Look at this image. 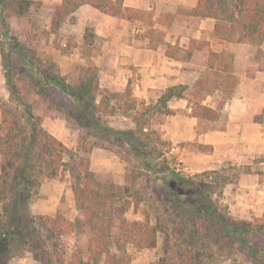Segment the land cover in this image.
<instances>
[{
  "label": "trees",
  "instance_id": "16d2710c",
  "mask_svg": "<svg viewBox=\"0 0 264 264\" xmlns=\"http://www.w3.org/2000/svg\"><path fill=\"white\" fill-rule=\"evenodd\" d=\"M91 8L112 17L136 22L142 32L134 36L147 40L155 50L165 47L168 59L198 68L200 76L189 87L170 86L159 93L156 103L137 100L128 85L122 93L103 90L98 82V69L90 61L79 69L76 82L66 83L59 75L41 67L40 61L12 33L6 13L16 17L29 14L31 0H0V70L7 99L0 98V264L31 255L40 264H63L58 240L71 233L86 230V260L78 257L75 264H130L129 246L135 251L156 248L162 236L160 254L155 264H219L220 260L243 258L248 264H264V238L255 235L264 230V217L250 221L236 220L222 212L213 199L229 182L218 171L202 172L192 177L169 171L167 160L157 149L141 139L156 135L145 129L144 116L172 115L171 99H183L190 108V117L215 122L226 99L238 83L232 56L212 49L209 40L194 38L200 22L214 21L211 36L227 43L256 44L264 40V0H197L193 8L179 7L174 14L162 13L157 19L145 11L126 8L123 0H61L50 22L55 32L60 24L79 7ZM137 29V27H136ZM84 31V46L93 44L94 35ZM166 33L176 36L174 44L165 41ZM1 38L5 40L2 43ZM89 39V40H88ZM7 45L4 55L3 45ZM17 52L18 55H12ZM88 48L84 56L89 58ZM23 68L19 71L17 63ZM264 72V65L247 68L246 77ZM40 98L49 100L47 86H53L70 99L66 117L79 130L76 149L67 147L42 126L33 106L22 95L19 83ZM204 92L193 103V93ZM220 91L223 99L215 108L204 105L205 97ZM120 112L131 119L133 129H116L108 118ZM264 107L254 117L261 123ZM156 140L162 146L170 145ZM103 148L123 154L124 183L119 185L109 174H96L90 169L88 154ZM139 170L153 174L169 171L172 179L161 177L158 201L164 204V217L142 215L141 220L128 222L125 214L140 208L141 197L134 189ZM67 172L76 211L82 216L70 220L63 215H33L29 203L38 194L41 179H54ZM147 177L148 179V175ZM175 184V187L171 185ZM152 218V219H151ZM254 236V241L251 237ZM239 256V257H237Z\"/></svg>",
  "mask_w": 264,
  "mask_h": 264
},
{
  "label": "crops",
  "instance_id": "0c3cea01",
  "mask_svg": "<svg viewBox=\"0 0 264 264\" xmlns=\"http://www.w3.org/2000/svg\"><path fill=\"white\" fill-rule=\"evenodd\" d=\"M196 4L197 0H123L124 7L150 13L154 20L162 13L174 14L179 7L193 8ZM71 18L79 34L77 37L66 31V34L74 37V42L78 45L72 48L73 52L66 55V83L70 85L76 82L80 67L90 61L98 69V82L103 90L122 93L129 83L132 95L137 100L154 104L159 93L166 88L176 85L191 87L198 78V68L168 59L164 46L153 50L147 46V40L134 36L135 33L142 32L136 22L103 14L88 5L79 7L69 16L68 21ZM213 25L212 19L202 20L193 36L209 40L212 49L217 52L229 53L238 76L236 87L225 101L218 120L214 122L220 127L208 132H196L198 121L190 117L187 101L171 99L167 106L174 114H156L160 116V121L154 130L162 141L169 142L171 146L192 142L196 143L197 148L202 146L209 149V163L206 164L210 166L206 170L216 171L224 164L238 168L237 178L222 188L221 199L232 216L252 220L255 217H264V116L261 123L254 122V117L264 107V72H256L253 78H248L245 71L261 65L262 58L255 55L258 47L253 44L227 43L212 37ZM85 29H92L94 35L89 58L79 55ZM210 40L219 45V49ZM165 41L174 44L176 36L166 33ZM7 96L0 70V98L6 100ZM208 100L209 96L202 104L209 105L206 104ZM209 106L215 108L216 104L213 102ZM38 116L42 119V126L46 125L48 118L40 114ZM108 119L110 125L116 129L135 127L131 119L120 112ZM68 123L75 139H78L79 130L72 123ZM147 128L149 127L144 130ZM48 132L58 138L56 131L48 129ZM73 144H70V148ZM106 152L109 150L94 148L87 155L90 169L96 174H109L115 183L122 185L125 166L115 163L113 169H106L104 166L107 162L102 161L99 165L94 163V160L98 162L99 158H106Z\"/></svg>",
  "mask_w": 264,
  "mask_h": 264
},
{
  "label": "rangeland",
  "instance_id": "374dc122",
  "mask_svg": "<svg viewBox=\"0 0 264 264\" xmlns=\"http://www.w3.org/2000/svg\"><path fill=\"white\" fill-rule=\"evenodd\" d=\"M32 9L29 14L23 17H16L11 13H6L7 22L9 23L14 37L27 49H29L36 59L40 61V65L43 69L49 70L51 73L61 76L66 81V55L73 52L74 46H78L74 42V37L67 32H71L73 35L78 37L79 30L74 27L73 18L65 19L59 26L58 30L52 32L50 30L51 18L54 14L56 7L61 3V0H31ZM92 33V29H88ZM85 31V30H84ZM89 32V33H90ZM89 40V39H88ZM212 45L219 49V45H215L213 40H210ZM2 43L5 40L1 38ZM258 48L255 50V55H259L261 59V64L264 65V44L258 42L253 44ZM92 46V45H91ZM91 46H84V41L82 47L80 48L79 55H83L86 50L90 49V55L92 52ZM261 46V48L259 47ZM4 55H7V45H3ZM230 55L229 53H226ZM12 55H18L15 51ZM86 57V56H85ZM14 61L17 63V58L14 56ZM87 58V57H86ZM86 62L82 65L84 66ZM81 66V67H82ZM80 67V68H81ZM17 68L19 71H23V68L17 63ZM200 76V73L198 77ZM73 85V84H72ZM22 95L34 108V114L42 115V117L48 118L46 125L43 128L48 131L52 129L56 131L58 138L70 148V144L74 143L71 149H76L78 145V139H75L73 135V130L69 126V118L66 117V111L70 106V99L60 91H58L53 86H47L46 91L49 94L52 103L49 104V100L46 98H40L36 95L25 82L19 83ZM192 94L191 89L187 91V94ZM204 92L197 94L193 93L192 101H200ZM208 97V96H207ZM205 97V99L207 98ZM220 91L215 92L213 95L209 96V100L206 104L211 105L213 102L217 105L219 101L223 98ZM204 99V100H205ZM228 99V98H227ZM226 99V100H227ZM190 113V111H189ZM39 117V116H38ZM54 118H59V121H53ZM50 119V120H49ZM145 127H149L156 133L155 125L160 121V116L154 114H146L144 116ZM67 121V123H66ZM109 121V119H108ZM110 124V123H109ZM113 127V126H112ZM220 127L219 124L214 122L201 121L196 127V132H208ZM115 128V127H114ZM80 134H78L79 136ZM156 135H158L156 133ZM156 135L152 137L142 136L141 139L145 141L149 147L154 146L157 151L163 154L164 158L167 160L169 171L178 174L179 176L192 177L196 174H201L202 172H209L211 170H206L210 165L207 160V156L210 154L209 149L200 146L197 148L196 143H180L176 146L178 147V154H170L168 146H162L160 141L156 140ZM74 140H76L74 142ZM199 153V155H198ZM107 157L103 159L99 158L98 162L94 160V163L98 165L100 162H107L104 166L106 169H113L115 163H120L125 166L123 154H116L113 151L106 152ZM176 157H181L183 163L189 167L190 172L188 174H183L181 172H176L172 165ZM99 166H96V168ZM103 168V170H105ZM130 169L138 172V179L136 181L134 189L138 192L141 197L140 208L138 211L130 209L126 214L125 218L128 222L134 220H141L142 215L148 213L150 217H164L166 213L162 210L164 204L158 201V194L162 195L164 192L159 189L161 181L157 180L161 177H166L170 181L172 176H169V171L165 173L153 174V172H146L144 170H139L134 163L130 164ZM217 169V168H216ZM226 178L229 182H233L238 175L239 169L232 167L230 165L224 164L218 170H216ZM145 175H148L145 177ZM157 178V179H156ZM123 185V184H122ZM175 187V184L171 185ZM213 199L216 200L217 206L222 212L227 213L229 216L236 220H246L243 217L232 216L228 211V206L224 205L221 199L222 190H215ZM30 212L33 215H55L59 213L64 217L74 220L76 218H81L82 216L76 211L73 195L70 189V180L67 172L62 173L54 179H41V185L38 189V194L33 197L29 203ZM1 210V209H0ZM151 218V219H152ZM251 220V219H250ZM247 220V221H250ZM87 236L86 230L82 233H71L62 236L58 240L59 248L63 253V264H75L78 257L86 260L88 255L85 253L87 247ZM258 238H264V230L255 235ZM254 236L251 240L254 241ZM162 245V236L158 237V245L156 248L143 249L140 251H135L131 247L127 246L126 251L131 254L130 264H155L157 257L160 254V249ZM239 257V256H237ZM8 264H40L32 259L31 255L26 254L20 258H14L10 260ZM219 264H248L243 258H237L236 262L233 260H220Z\"/></svg>",
  "mask_w": 264,
  "mask_h": 264
},
{
  "label": "built area",
  "instance_id": "2783aa9c",
  "mask_svg": "<svg viewBox=\"0 0 264 264\" xmlns=\"http://www.w3.org/2000/svg\"><path fill=\"white\" fill-rule=\"evenodd\" d=\"M169 152L170 154H178V147L176 145L171 146L169 148ZM172 167L173 169H175L176 172H181L183 174H188L190 172L189 168L183 163L181 157H176Z\"/></svg>",
  "mask_w": 264,
  "mask_h": 264
}]
</instances>
